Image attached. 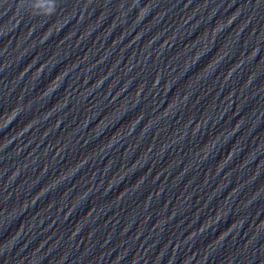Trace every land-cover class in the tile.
Wrapping results in <instances>:
<instances>
[{
    "label": "clouds",
    "instance_id": "1",
    "mask_svg": "<svg viewBox=\"0 0 264 264\" xmlns=\"http://www.w3.org/2000/svg\"><path fill=\"white\" fill-rule=\"evenodd\" d=\"M54 10H55V8L53 7L52 11H54Z\"/></svg>",
    "mask_w": 264,
    "mask_h": 264
}]
</instances>
